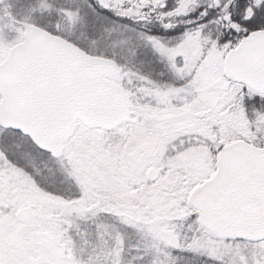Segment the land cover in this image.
Returning a JSON list of instances; mask_svg holds the SVG:
<instances>
[{
  "label": "snow or ice",
  "instance_id": "obj_1",
  "mask_svg": "<svg viewBox=\"0 0 264 264\" xmlns=\"http://www.w3.org/2000/svg\"><path fill=\"white\" fill-rule=\"evenodd\" d=\"M0 264H264V0H0Z\"/></svg>",
  "mask_w": 264,
  "mask_h": 264
}]
</instances>
